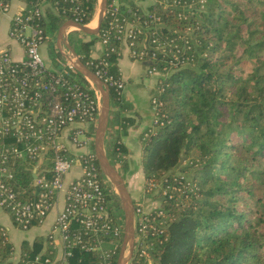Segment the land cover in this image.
<instances>
[{
    "label": "trees",
    "instance_id": "16d2710c",
    "mask_svg": "<svg viewBox=\"0 0 264 264\" xmlns=\"http://www.w3.org/2000/svg\"><path fill=\"white\" fill-rule=\"evenodd\" d=\"M121 2V14L131 20L146 17V12L159 16L161 33L171 31L172 27L180 31L189 29L194 58L192 64L172 66L159 55L149 64L159 72L169 73L159 77L162 123L147 128L146 135L140 137L144 172L147 177L159 175L189 157L192 160L188 165L195 167L192 179L197 187L187 191L191 201L182 207L174 200H162L170 218L160 235L162 241L151 249L153 263L264 264V0H204L203 8L188 11L172 0H154L146 6L134 0ZM96 5L97 0H79L77 20L83 24L90 22ZM182 10L185 17L179 18L177 13ZM72 17L59 7L42 17L40 25L52 39L61 23ZM108 18L105 11L99 31L86 33L77 47L68 39L81 60L93 70L91 48L99 41ZM54 45L57 57H64ZM109 45H119L114 35ZM118 56L117 51H110L105 58L109 62L108 72L120 77ZM72 70L84 85L89 84L77 69ZM109 95L110 103L117 105L113 120H129L119 110L127 106L122 94L109 86ZM109 145L116 162L118 154L127 151L118 137ZM10 159L12 187L22 198L34 197L32 163ZM109 184H105L109 203L116 207L118 196ZM177 194L176 191L174 195ZM2 208L14 222L9 209ZM2 227L0 264H13L14 244L1 234ZM122 238L123 233L110 264L116 263ZM44 241L43 235L23 239L18 256L28 258L41 252ZM101 258L99 251H85L77 246L72 259L75 264H98ZM128 264L145 263L134 255Z\"/></svg>",
    "mask_w": 264,
    "mask_h": 264
},
{
    "label": "built area",
    "instance_id": "2783aa9c",
    "mask_svg": "<svg viewBox=\"0 0 264 264\" xmlns=\"http://www.w3.org/2000/svg\"><path fill=\"white\" fill-rule=\"evenodd\" d=\"M65 2L70 5L64 6ZM172 2L188 11L187 7L194 1ZM121 3V0H107L109 18L99 39L103 50L91 61L94 72L108 87L119 94L123 92V79L108 72L109 62L105 58L110 51L120 55L122 47L127 48L132 59L150 61L160 55L172 66L193 63L186 32L176 27L166 33L159 32L162 22L154 13L146 12V17L131 20L121 14ZM45 5L55 10L62 7L75 20L80 15L79 0H25L11 15L8 36L22 46L24 57L15 60L7 48L0 51V206L9 209L16 225L27 229L45 218L63 192V205L46 235L48 245L32 257H19L15 264H75L72 258L77 246L85 251H99L102 258L98 264H110L124 223L109 204L105 186L108 179L98 168L92 147L101 106L100 92L86 77L89 84L84 85L73 76L74 67L68 58L64 57L63 67L56 69L43 57L40 47L52 37L40 25ZM10 9V0H0V11ZM177 16L185 17L184 11H179ZM149 28H152L150 33ZM111 35L119 41L118 46L109 45ZM148 72H158L157 67L149 65ZM161 89L157 85L151 95L153 127L162 123V101L158 98ZM10 139L13 142H8ZM71 147L81 150L73 152ZM10 157L32 163L34 197L22 198L12 187ZM74 165L80 166V172L66 182V174ZM148 183L154 187L155 178L149 176ZM163 186L168 189L163 195L167 200L174 199L181 186L187 187L185 192L190 191L188 188L193 190L180 174H169ZM169 217L160 205L144 211L135 204L134 246L126 264L134 255L145 264H154L151 249L162 241L160 235ZM1 234L8 237L5 227L1 228ZM56 238L60 247L55 244Z\"/></svg>",
    "mask_w": 264,
    "mask_h": 264
},
{
    "label": "crops",
    "instance_id": "0c3cea01",
    "mask_svg": "<svg viewBox=\"0 0 264 264\" xmlns=\"http://www.w3.org/2000/svg\"><path fill=\"white\" fill-rule=\"evenodd\" d=\"M24 1L25 0H10L11 3L10 11L9 12L0 11V51L7 48L10 51L12 58L15 60H20L21 58H23L24 52L22 46L16 40L11 39L8 36V29L10 26L11 15L13 14L14 11L18 10L24 4ZM151 1L152 0H146V3ZM49 11H52L51 6L45 5L44 14L46 15ZM77 29L78 28L73 30H77ZM70 30L71 29H68L67 27L66 34L73 31ZM56 36H57V31L55 33V37H53L54 39L53 41L55 43H56ZM43 46L45 47L44 49L47 50L46 43H43ZM63 48L68 49L65 45H63ZM102 50H103V45L100 43V41H95L91 48V56L93 57L99 56L102 53ZM48 62L49 61H47V63ZM117 63L120 71V76L125 83V87H124L125 95L123 96V101L127 104L126 107H122V106H121L122 108L119 107V110L124 115L128 116L129 120H121V119L113 120L110 129V134L111 135L113 134V137H118V139H122L126 148L130 150L129 143L125 140L140 139L141 135L145 133L147 128L149 129L151 128L150 125L153 120V112L149 104L148 93L152 86L151 84L153 82V76L147 73V67L150 64V61L132 59L131 57H129L128 51L124 47H122L121 55L118 57ZM141 71H144V73L150 76L148 82L144 81ZM109 118H110V110H109ZM71 150L74 152L81 149H75L74 147H71ZM79 172H80V166L74 165L70 169V171L66 174V179H65L66 182L72 180ZM127 175H126V180L124 177L123 178L126 187L130 192L133 191L132 184L129 181ZM129 187H131V190ZM130 195L131 197H133L132 193H130ZM63 201H64L63 192H60L56 204L50 209V211L47 213L45 218L40 222L32 224L27 229H22L20 227H17V225H15V223L12 221L9 213L6 212L0 206V226H3L7 229L8 238L11 239V241L13 242L14 249L18 244L16 241L19 240L20 235H26L25 239L28 240H32L36 235H43L45 237L44 247H43L44 249L45 244L48 245L46 242V235L49 233L52 224L54 223L57 212L63 205ZM55 244L57 247H60V240L58 238H56Z\"/></svg>",
    "mask_w": 264,
    "mask_h": 264
},
{
    "label": "rangeland",
    "instance_id": "374dc122",
    "mask_svg": "<svg viewBox=\"0 0 264 264\" xmlns=\"http://www.w3.org/2000/svg\"><path fill=\"white\" fill-rule=\"evenodd\" d=\"M134 1L139 2L145 6L147 5L146 0H134ZM152 1H154V0H152ZM203 2H204V0H195L193 2V4L187 8L189 10L201 9V8H203ZM98 8H99V6H98V2H97L96 10L93 14L92 21L88 23L89 26L94 27L96 25L97 19H98L97 18L98 17ZM70 29L73 30V29H76V27L72 26ZM181 30L186 32V33H189V31H190L187 28L181 29ZM85 34L86 33H84L81 30L80 31L79 30H73L67 34V37L73 43V46L77 47V42L80 40L81 37L86 36ZM53 40L54 39L52 38V39H48L44 42L47 45V50L44 49L45 47L43 46V44L41 45L40 49H41V52H42L43 56L45 57L46 61H49L48 63L52 67L58 69V68L63 67L64 57H57V52H56V48L54 45L55 42ZM249 68H250V63L246 64V69L249 70ZM141 72H142V76H143L145 82L149 81V77H150L149 75L153 76V82L151 84L152 86H151V89L148 93L149 104H151V95L154 92L155 88H157V85L159 86V77H165V75L168 74L169 71L164 72V73L159 72V71L154 72V73H149L148 67H147V73L149 75L144 73V71H141ZM73 76L75 78H77L78 80H80L79 76L75 72L73 73ZM124 87H125V83H124ZM124 95H125V88L123 89L122 97ZM116 107H117V105L114 102L110 103V118H109V123L107 126L108 129H107L106 135H105L104 146H105L106 154H107L108 158L110 159L111 163L114 166H116L117 170L125 178V180H126V175L128 174L127 177L129 178V181L132 184V190L133 191H130V193H132V196H133L132 198H133L134 206H135V204L136 205L138 204V206L140 205L144 209V211H150L151 209H153L154 207H157L159 205L162 207V200H165V197L163 195L168 190V189H166V187L163 186V183L167 179L169 174L183 175L185 181L190 182L192 188H195V182L196 181L194 179H192L193 178L192 174H193L195 167L188 165V164H190V162L192 160V159H189V157L182 159L181 162L176 167L171 168L170 170H167L163 173H160L159 175H153L152 174L150 177L155 178V186L150 187L151 183L150 184L148 183L149 177H147V175L145 174L144 168H143V163H142L143 149H142L141 139H126V140L124 139L125 141H127L129 143L130 150L127 149L126 152L119 153L118 154L119 158L117 160L118 163L116 162L115 158L113 157V155L111 153L110 145H109L110 141L114 138L113 134L112 135L110 134V129L112 126V121H113L112 113H113L114 109H116ZM150 127H151V129H153L155 127V126L153 127V120H152ZM94 131H95V129H94ZM145 132H147V130ZM144 135H146V134L144 133ZM120 140L123 142L122 139H120ZM123 163H125V167L122 166ZM109 186H111L113 188V186L111 184H109ZM129 188L131 190V187H129ZM186 188L187 187L184 188V186H181L177 196H175L174 199H172L175 201L176 204H180L181 205L180 207H182L183 205H185L191 201V197H190L189 193L185 192ZM188 189L191 191V188H188ZM173 192H174V190H173ZM118 199L116 201V207L114 206V203H111V205L114 206L112 208L118 212L117 216L122 221L123 219L120 216H122V214H123V209L119 203L120 200L118 201ZM123 223H124V220H123ZM17 227H19V226L17 225ZM25 236L26 235H20L19 240L16 241L18 244L16 245L14 252H13V255L11 256V260H12L13 264H15V262L19 258L18 255H19V251H20V248H19L20 242L26 238ZM133 246H134V244H133ZM125 254L126 255L128 254L127 247L125 250Z\"/></svg>",
    "mask_w": 264,
    "mask_h": 264
},
{
    "label": "water",
    "instance_id": "95a60500",
    "mask_svg": "<svg viewBox=\"0 0 264 264\" xmlns=\"http://www.w3.org/2000/svg\"><path fill=\"white\" fill-rule=\"evenodd\" d=\"M98 2V19L94 27L87 24L80 23L79 21L68 18L61 23L57 30L56 44L61 50L63 56L71 60L72 66L77 69L84 77L89 79L101 95V106L97 117V124L94 131V153L98 162L99 168L106 176L110 184L113 186V190L117 194L123 209V238L120 247V252L115 264H126L132 255L134 244V202L133 198L128 191L124 178L117 170V168L111 163L108 158L104 146V140L109 120L110 110V95L108 85L99 77L93 69H91L85 62L81 60L76 51L71 47L70 42L66 34V28L74 26L79 30L87 34H96L99 31L100 24L105 15L107 0H97ZM65 45L74 56V59H70L67 51L63 48ZM126 247L128 254H125Z\"/></svg>",
    "mask_w": 264,
    "mask_h": 264
}]
</instances>
